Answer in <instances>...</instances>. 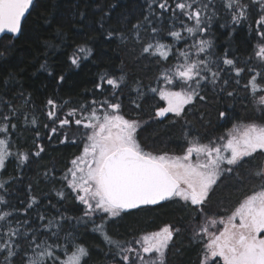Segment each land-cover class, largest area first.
Returning a JSON list of instances; mask_svg holds the SVG:
<instances>
[{
  "label": "snow or ice",
  "instance_id": "obj_1",
  "mask_svg": "<svg viewBox=\"0 0 264 264\" xmlns=\"http://www.w3.org/2000/svg\"><path fill=\"white\" fill-rule=\"evenodd\" d=\"M145 3L146 14L132 25L135 38L140 42V31L150 30L151 38L142 46L141 54L155 58L157 64L167 65L156 77V86H148V91L165 104L155 109V118L172 114L176 118L173 123L184 118L187 106L194 105L197 99L206 100L202 92L209 87L233 97L234 91L227 88L231 83L240 85L245 73L243 88L260 116L233 123L223 134L206 140L189 130L185 132L186 146L180 154L151 151L139 139L144 122L127 118L122 111V88L127 86V77L123 73L99 75L92 90L93 99L76 102L77 106L68 108L62 117L59 112L71 102L46 100V116L54 125L51 134L56 135L59 130L63 137L60 143L76 144L75 135L69 139L74 128L82 144L80 153L69 161L60 177L63 185L55 195L64 200V189L70 191L82 207V216L75 218L77 222H90L92 230L116 249L119 264H167V252L180 228L165 224L130 241L117 240L108 232L109 223L122 218V214L162 206L164 202H177L187 211L192 240L201 248L199 264H264V0H145ZM33 6L34 0H0V34H19L22 21ZM250 16L257 42L249 60L257 63L249 66L246 61L239 66L228 50L218 55L208 37L214 23L223 21L220 27L229 22L240 25ZM181 44L182 47H177ZM91 55L92 48L81 43L68 60L78 68ZM40 67L52 75L46 62ZM64 79V75H59L57 82ZM142 87L139 81L129 86L130 92L136 93L137 99L129 101L136 109H141L137 101L144 97ZM29 102L30 94L25 105ZM0 105L8 109V114H0L2 173L10 158L24 164L29 154L12 151L11 132L16 128L12 120L18 114L17 109L7 100L0 99ZM219 118L228 119V113L220 111ZM25 122H29L26 115ZM30 123L37 124L35 116ZM36 147L33 155L38 157L44 148ZM232 177L242 185L245 177L257 183L243 191L231 208L223 209V215L212 212V194L223 180ZM7 183L0 182V190L7 192ZM39 203L31 196L21 213L5 195H0L3 206L0 264H16L17 258L20 264H83L89 252L72 231L64 229L63 224L69 218L62 214L48 217L39 211L35 221L30 218L28 210Z\"/></svg>",
  "mask_w": 264,
  "mask_h": 264
},
{
  "label": "trees",
  "instance_id": "obj_2",
  "mask_svg": "<svg viewBox=\"0 0 264 264\" xmlns=\"http://www.w3.org/2000/svg\"><path fill=\"white\" fill-rule=\"evenodd\" d=\"M146 7L145 0H35L22 23L19 37L13 40L5 36L0 41V53H3L0 56V99L11 101L18 113L12 120L16 125L11 132L12 151L29 154V160L24 164L15 157L7 161L5 171L0 173V182L8 181L7 192L0 190V195H5L21 213L30 197L35 196L40 203L28 210L34 221L37 211L48 217L62 214L69 218L63 224L64 229L72 231L89 252L83 264H119V257L116 249L92 230L90 222H77L75 218L82 216V207L69 190L64 189V200L55 195L63 185L60 177L69 161L80 153L82 144L80 134L74 128L69 132V139L75 135L76 144L60 143L63 137L59 130L56 135L51 134L50 129L54 125L46 116L47 99H55L58 103L64 100L71 102L59 112L62 117L68 108L77 106L76 102L93 99L92 90L99 75L119 76L123 73L127 77V86L122 88L121 97L123 114L144 122L141 134L147 143L154 146L153 149L169 153L186 146L184 136L189 130L191 133L196 130L200 137L208 139L223 134L227 125L239 121L242 115L246 118L256 115L243 88L247 78L245 73L240 85L231 83L227 88V91H234L233 97L227 96L226 92L221 93L219 88L213 90L209 87L202 92L206 100L197 99L194 105L187 106L184 118L175 123L173 120L176 118L172 114L162 120L155 118V109L163 107L164 102L149 92L148 86H156V77L167 65L157 64L155 58L141 54L142 46L151 38L150 30L140 31V42L135 38L132 25L143 19ZM254 15L255 12L252 13ZM222 22L213 24L208 37L213 40L214 51L222 55L228 50L230 58H236L239 66H244L246 61L249 66L255 65L257 62L249 60L257 42L252 17L240 25L229 22L227 26L220 27ZM164 27L166 30L168 24L165 23ZM110 32L112 36L109 38ZM167 42L171 43V38ZM81 43L92 48V55L77 68L70 64L68 56ZM45 62L52 75L41 69L40 65ZM172 62L170 58L169 63ZM59 75L65 77L62 83L57 82ZM11 76L15 79H10ZM137 81L144 92L143 99L137 101L141 109H136L129 102L137 99L136 93L129 90V86H134ZM21 92L25 94L23 97L19 95ZM29 94L30 102L25 105ZM220 111H226L229 118L221 120ZM0 114H8L3 105H0ZM33 116L37 119L36 125L30 123ZM37 145L44 148L38 157L33 155ZM247 187V182L242 185L237 179H225L213 193L216 196L211 200V208L219 211V204L230 208ZM222 198L223 201H219ZM20 218L24 217L21 215ZM165 224L181 229L169 247L167 264H199L201 248L192 240L190 218L182 205L175 202L122 214V218L109 223L108 232L117 240L130 241ZM16 264H20L19 258Z\"/></svg>",
  "mask_w": 264,
  "mask_h": 264
},
{
  "label": "rangeland",
  "instance_id": "obj_3",
  "mask_svg": "<svg viewBox=\"0 0 264 264\" xmlns=\"http://www.w3.org/2000/svg\"><path fill=\"white\" fill-rule=\"evenodd\" d=\"M165 106V105H164ZM244 115H242L241 116V118H239V121H237V122H241V121H247V120H249V118H246V117H243ZM133 119H136V118H133ZM236 123V122H235ZM139 139H140V141H141V143L146 147V149H148V150H151V151H157V152H159V151H162V149H153L154 148V146H151L150 145V143H147V141H146V138L141 134V130H140V132H139ZM206 140V139H205ZM185 147V146H184ZM182 149H183V146H180L175 152H172V153H176V154H180L181 152H182ZM241 175L243 176L244 174H243V172L241 173ZM232 179H237L236 177H232ZM224 181V180H223ZM245 182H247V188H249V187H251V185L253 184V183H255V180H250V179H248V178H246L245 177ZM223 183V182H222ZM221 184V183H220ZM219 184V185H220ZM214 196H216V195H214V194H212V196H211V200L213 201L214 199H215V197ZM219 201H223V198L222 199H220ZM175 204H178V205H181V204H179V203H177V202H175ZM212 206L210 205V209H211V211L212 212H219V213H224L223 212V209H228V208H226V207H220V204L218 205V207L220 208V209H218L219 211H213V209L211 208ZM232 206H230V208H231ZM162 227H163V225H162Z\"/></svg>",
  "mask_w": 264,
  "mask_h": 264
},
{
  "label": "water",
  "instance_id": "obj_4",
  "mask_svg": "<svg viewBox=\"0 0 264 264\" xmlns=\"http://www.w3.org/2000/svg\"><path fill=\"white\" fill-rule=\"evenodd\" d=\"M35 1V0H34ZM31 9L32 8H30V10H29V12L31 11ZM29 12L26 14V16H25V18L27 17V15L29 14ZM25 18L23 19V21L25 20ZM23 21H22V23H23ZM19 35H20V33L19 34H0V41H1V39L3 38V37H5V36H8V37H10V38H12L13 40H15V39H17L18 37H19ZM160 119H162V118H160ZM148 207H155V206H148ZM146 208V207H145ZM132 211H135V210H132ZM131 211V212H132Z\"/></svg>",
  "mask_w": 264,
  "mask_h": 264
},
{
  "label": "flooded vegetation",
  "instance_id": "obj_5",
  "mask_svg": "<svg viewBox=\"0 0 264 264\" xmlns=\"http://www.w3.org/2000/svg\"><path fill=\"white\" fill-rule=\"evenodd\" d=\"M165 105V104H164ZM260 116V114L258 113V112H256V115L255 116H251V117H249V119H256V118H258ZM162 119H164V118H162ZM162 119H160V120H162ZM228 126V128H230L231 126H232V124H228L227 125ZM227 128V129H228ZM192 134H194V135H197V132H196V130H195V133H192ZM255 183H257V181H255ZM164 203H167V202H164ZM163 203V204H164ZM155 207H158V206H155ZM146 208H154V207H146ZM221 214V213H220ZM224 213H222L221 215H223Z\"/></svg>",
  "mask_w": 264,
  "mask_h": 264
}]
</instances>
